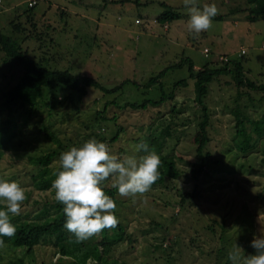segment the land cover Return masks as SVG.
Returning a JSON list of instances; mask_svg holds the SVG:
<instances>
[{
  "label": "rangeland",
  "instance_id": "1",
  "mask_svg": "<svg viewBox=\"0 0 264 264\" xmlns=\"http://www.w3.org/2000/svg\"><path fill=\"white\" fill-rule=\"evenodd\" d=\"M161 2L182 14L167 22V29L162 22L153 23L164 10ZM198 2L201 8L215 3L217 16L223 18L214 17L212 28L195 36L188 31L190 16L183 0H39L34 14L26 11L28 0H1L0 32L16 38L31 56L44 58L50 68L93 77L109 88L126 79L139 84H126L107 95L90 88L76 102L66 95L59 99L63 102L42 106L32 116L24 133L29 143L22 149L6 150L0 159V178L20 183L27 195L21 214L10 216L15 226L19 221L44 219L40 215L43 209L56 214L54 190L35 186L32 177L37 168L29 161L30 156L58 147L59 142L46 136L45 128L68 148L94 138L90 134L96 130L107 139L111 153L120 157L145 155L143 150L136 151L139 140L159 139L163 142L160 152L178 154L180 169L177 178L153 185L144 196L121 197L114 188L116 214L125 229L123 238L113 242L109 264H227L235 243L245 256L256 254L251 242L264 235V137L251 133L259 139L246 151L237 132L239 113L252 120L264 118V90L239 89L233 73L211 82L206 98L211 109L210 141L205 148L210 157L201 171L196 170L197 145L191 142L200 112L195 81L189 78L187 66L171 70L163 79L165 91L170 92L173 82L188 77V85L174 91V100L146 110L125 106L158 98L159 86L148 87V79L180 61L183 54L193 59L195 69L210 62L221 66L219 54L241 59L247 78L264 83V19L250 21L249 11L234 12L246 6L244 0ZM205 47L211 49L210 55L204 53ZM242 48L247 52L239 57ZM21 69L14 62L5 66L0 51V70L9 79L3 80L1 75L2 87L8 82L15 85ZM98 112L106 118L101 119ZM6 117L7 110L0 107V126ZM58 165L59 160L50 167L51 172ZM111 183L109 180L106 186ZM195 191L197 195L192 197ZM116 231L118 228L108 233ZM103 237L101 233L85 242L96 244ZM5 244L0 248V264H53L61 257L53 241L32 250L10 240Z\"/></svg>",
  "mask_w": 264,
  "mask_h": 264
},
{
  "label": "trees",
  "instance_id": "2",
  "mask_svg": "<svg viewBox=\"0 0 264 264\" xmlns=\"http://www.w3.org/2000/svg\"><path fill=\"white\" fill-rule=\"evenodd\" d=\"M246 6H239L234 10L248 12V18L250 21H255L259 18L264 19V0H244ZM164 7L162 13L158 16V21L164 23L172 22L181 17V12L175 9L172 5L161 2ZM35 7H29L27 12L34 14ZM215 18H223L222 15L215 16ZM18 28V25L15 26ZM0 51L4 56V65L7 66L8 62H14L22 69L19 72L20 78L18 82L11 86L9 82L6 86L2 87L3 80H9L7 74L1 73L0 70V107L7 110V117L3 125L0 126V159L9 149H22L27 143L28 138L25 136V131L28 127L29 121L32 116L39 111L42 106H52L54 103H61L62 97L68 96L71 101H80L81 98L88 94L90 88H95L101 91L104 95L116 93L121 90L126 84H133L139 87L137 81L126 79L113 88L105 86L98 79L90 76L79 77L73 74L68 69H53L45 64V59H37L30 55V53L24 50L20 42L11 35L0 32ZM244 57V56H242ZM243 61L238 58H234L231 63H223L219 67L212 66V63H206L200 69H195V63L191 57L185 56L180 61L173 63L159 73L151 75L148 79L147 86L157 84L161 90L158 98L151 99L146 98L141 102L126 103L125 106L130 107L133 110H146L149 107H160L168 100H174L176 98L175 90L182 86L188 85V77L179 81L173 82L171 91L166 92L164 89L163 79L167 73L171 70L188 67L189 78L195 81V103L199 109V120L196 128L191 136V142L197 145L196 152L199 159L197 171H201L206 168L210 153L205 150L207 143L210 141L209 125L211 117V109L206 101V98L210 92V84L216 78L224 74L233 73L236 86L240 89L244 86H248L254 90H264V83H257L251 81L246 76ZM17 73L11 75L12 78L16 77ZM3 85V83H2ZM60 99V100H59ZM115 102V101H113ZM175 110V109H174ZM174 113V111H172ZM98 112L101 119L106 117ZM261 121L264 124V118L261 120H252L249 117L238 114V138L242 143V150H250L256 145L258 137L253 138L251 133L260 134L264 137V125H258L257 122ZM257 124V125H256ZM46 136L50 139L59 142L58 147L42 153L40 155L30 156V163L37 168V171L33 173V181L37 188L46 190L52 185V182L56 179V173L60 168L58 165L53 172L50 167L59 160L62 152L69 150L70 148L64 147L60 142L55 132L49 131L47 128ZM249 133V134H248ZM90 136L99 142L107 143V139L101 136L93 130ZM118 136L112 139L117 140ZM139 143H147L150 151H155L161 158L162 166L160 167V178L154 184L164 183L166 178H177L180 175V169L177 166L178 154H164L161 151L163 142L159 139H149L148 141L139 140ZM80 144L75 147H80ZM180 158V157H179ZM104 191L107 195L117 201L115 189L105 185ZM189 194V193H186ZM197 195V191L192 193V197ZM1 208H4L0 204ZM63 205L56 201L54 208L56 214L50 215V210L43 209L40 215H44V219L39 221H19L16 224V234L11 237H0L4 241L10 240L12 243L18 246H27L30 250L34 246L40 243L54 242L56 247V253H59L61 257L53 262V264H109L107 256L112 249L114 241L121 240L123 235L121 231L125 228L119 223L118 231L113 235L108 233V229L103 230L102 234L105 237L102 241H98L96 244L92 242L76 243L75 237L64 228L66 217L63 213ZM115 215L117 216L116 212ZM11 222L14 220L10 217ZM109 240V241H108ZM65 257H69V262L64 260ZM231 264V262L227 263Z\"/></svg>",
  "mask_w": 264,
  "mask_h": 264
},
{
  "label": "clouds",
  "instance_id": "3",
  "mask_svg": "<svg viewBox=\"0 0 264 264\" xmlns=\"http://www.w3.org/2000/svg\"><path fill=\"white\" fill-rule=\"evenodd\" d=\"M183 5L190 16L188 31L195 36L209 31L213 18L219 14L215 3L201 8L198 0H183ZM141 150L147 154L120 157L112 154L106 143L92 138L80 147L74 146L61 153L62 170L55 174L51 187L55 200L64 206V228L74 235L76 243L119 226L120 221L115 215L117 204L104 191L109 180L121 197L136 198L151 191L160 178L162 161L155 151H149L147 143L136 145V151ZM26 199V191L20 183L0 178V203L4 205L0 208V237L11 238L16 234L10 216L21 214ZM251 246L256 254L245 256L243 249L235 243L228 252V260L231 264H264V235L254 238ZM4 247L5 241L0 239V248Z\"/></svg>",
  "mask_w": 264,
  "mask_h": 264
},
{
  "label": "built area",
  "instance_id": "4",
  "mask_svg": "<svg viewBox=\"0 0 264 264\" xmlns=\"http://www.w3.org/2000/svg\"><path fill=\"white\" fill-rule=\"evenodd\" d=\"M38 2H39V0H28V6L33 7L36 4H38ZM0 3H1V0H0ZM0 12H1V10H0ZM139 22H140V20H139ZM158 22L159 21L157 18L153 20V23H158ZM163 25H164V28H166V29L168 28V23H164ZM246 52H247V50L245 48H242L241 52L239 53V57H242L243 55H245ZM204 53L206 55H210L211 49L208 47H205ZM217 58H218L217 61H219L221 63H231V61L234 59V58L230 57L229 55H224V54H219Z\"/></svg>",
  "mask_w": 264,
  "mask_h": 264
}]
</instances>
